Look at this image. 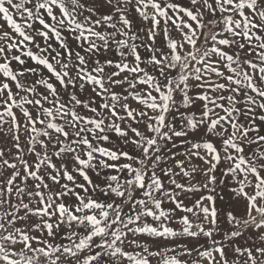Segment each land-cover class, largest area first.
<instances>
[{
	"label": "snow or ice",
	"instance_id": "1",
	"mask_svg": "<svg viewBox=\"0 0 264 264\" xmlns=\"http://www.w3.org/2000/svg\"><path fill=\"white\" fill-rule=\"evenodd\" d=\"M0 264H264V0H0Z\"/></svg>",
	"mask_w": 264,
	"mask_h": 264
}]
</instances>
